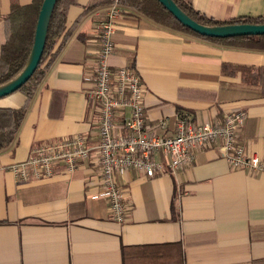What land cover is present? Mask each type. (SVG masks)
Masks as SVG:
<instances>
[{
  "label": "crops",
  "instance_id": "0c3cea01",
  "mask_svg": "<svg viewBox=\"0 0 264 264\" xmlns=\"http://www.w3.org/2000/svg\"><path fill=\"white\" fill-rule=\"evenodd\" d=\"M22 6L33 0H17ZM90 0L67 16L70 37L31 101L14 144L0 152V264H264V174L233 170L219 149L199 151L177 175L118 176L131 213L117 223L100 195L89 160L73 174L23 181L12 167L43 143L84 134L97 144L98 123L88 103L91 61L100 50L97 24L107 8L85 17ZM217 21L264 16V0H185ZM12 1L0 0V15ZM113 68L135 67L147 87L146 123L189 112L196 125L221 123L232 112L248 118L238 135L249 152L264 155V52L218 45L161 27L126 10L113 37ZM5 27L0 22V49ZM223 65L251 68L223 72ZM235 72V73H234ZM22 93L0 98L20 109Z\"/></svg>",
  "mask_w": 264,
  "mask_h": 264
},
{
  "label": "built area",
  "instance_id": "2783aa9c",
  "mask_svg": "<svg viewBox=\"0 0 264 264\" xmlns=\"http://www.w3.org/2000/svg\"><path fill=\"white\" fill-rule=\"evenodd\" d=\"M126 10L118 4L108 8L97 24L100 50L91 61L88 103L97 118V144L76 134L34 147L25 163L12 167L20 180H48L57 172L73 175L82 162L89 160L99 173L100 195L107 200L114 220L127 221L132 205L118 183V176L128 171L156 178L169 172L177 175L191 168L199 151L219 149L233 170L251 175L264 174V155L249 152L239 143L238 135L248 118L245 111L227 114L223 122L196 125L187 111L176 115L174 135L161 131L169 128L167 119L155 126L146 123L147 87L135 67L113 68V37L119 30Z\"/></svg>",
  "mask_w": 264,
  "mask_h": 264
},
{
  "label": "trees",
  "instance_id": "16d2710c",
  "mask_svg": "<svg viewBox=\"0 0 264 264\" xmlns=\"http://www.w3.org/2000/svg\"><path fill=\"white\" fill-rule=\"evenodd\" d=\"M11 1V12L4 17L0 15V22H3L5 27V44L0 49V86L13 80L26 66L34 46L38 19L44 2V0H33L31 4L22 6L17 0ZM173 1L189 17L202 25L247 24L264 26V16L234 18L222 22L200 14L185 0ZM77 4L78 0L57 1L50 21L41 63L30 80L17 91L26 97L25 106L20 109H0V152L8 150L14 144L31 101L42 85L55 57L70 37L69 31L66 30L67 16L70 7ZM114 4L146 17L161 27L179 33L188 34L222 46L264 52V36H244L229 39L202 37L184 27L158 0H90L84 7L83 17L96 10L109 8ZM229 68L233 69L232 71H242L245 74L250 73L252 70L243 66L223 65V72H226Z\"/></svg>",
  "mask_w": 264,
  "mask_h": 264
},
{
  "label": "water",
  "instance_id": "95a60500",
  "mask_svg": "<svg viewBox=\"0 0 264 264\" xmlns=\"http://www.w3.org/2000/svg\"><path fill=\"white\" fill-rule=\"evenodd\" d=\"M58 0H44L35 34V42L30 58L24 69L10 82L0 86V98L16 93L27 83L41 63L53 11ZM184 27L194 33L214 39H229L244 36H264V26L258 25H225L206 26L189 17L173 0H158Z\"/></svg>",
  "mask_w": 264,
  "mask_h": 264
}]
</instances>
